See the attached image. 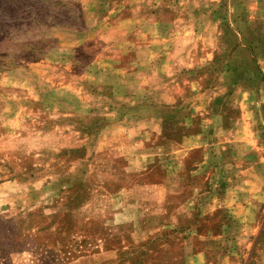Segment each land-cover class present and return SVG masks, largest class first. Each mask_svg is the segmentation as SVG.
Instances as JSON below:
<instances>
[{"label":"rangeland","instance_id":"374dc122","mask_svg":"<svg viewBox=\"0 0 264 264\" xmlns=\"http://www.w3.org/2000/svg\"><path fill=\"white\" fill-rule=\"evenodd\" d=\"M217 16L183 74L199 90L156 108L77 75L68 33L93 13L0 0V264H264V31Z\"/></svg>","mask_w":264,"mask_h":264},{"label":"crops","instance_id":"0c3cea01","mask_svg":"<svg viewBox=\"0 0 264 264\" xmlns=\"http://www.w3.org/2000/svg\"><path fill=\"white\" fill-rule=\"evenodd\" d=\"M68 1L78 5L79 9L86 13V17L91 13L94 17V23L90 29L82 31L70 29L71 32L68 33L69 37L75 39L72 49L76 52L77 63L75 62L74 66L79 69L78 71L76 68L77 75L89 79V87L92 86V91L98 88L101 91L106 89L107 85H113V90L120 89L126 87L125 83L128 85L132 83L134 87L127 90L128 92L132 91L136 94L145 89L152 90V94L160 92L159 94H164L166 99L165 101L153 100L152 107L156 108L163 106L177 109L178 105L173 106V104L177 99L182 98L181 92L188 94L190 86L193 87L192 91L198 88H194V84L200 86L198 80L184 77V70L192 65L190 53L193 49H204L206 43L208 47L210 42L209 40L206 42V38L199 35L200 30L208 29L211 24H218L220 18L217 12L221 8L226 9L230 29H238L240 22L242 26L239 28L264 31V0ZM55 34L59 33L55 32ZM48 35L51 40L54 38V33L49 32ZM262 61L264 58L260 59L261 63ZM176 93H178L177 99L172 95ZM172 97L175 98L174 101ZM179 106L181 108L182 104ZM187 118L188 115L186 121H188ZM123 119L117 123L121 124L124 122ZM157 119L158 117L152 116V124ZM157 126L158 128H154L153 131H158L157 133L160 134V127ZM106 130L102 127L96 135H86H89L92 140L99 139L107 133ZM200 137V133L191 135L185 133L180 137L182 141L179 145L184 146L188 141L197 140ZM202 146L200 142V145L197 143L194 147ZM167 183L165 181V183L147 186L152 192L147 199L154 200V195L161 193V188H165L167 200L174 193ZM185 217L184 215L176 216L177 225L180 221H184ZM164 222L155 231L175 227V222H171L172 225H168L170 222L168 220Z\"/></svg>","mask_w":264,"mask_h":264}]
</instances>
